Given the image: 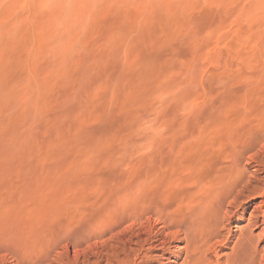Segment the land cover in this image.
Segmentation results:
<instances>
[{
  "label": "rangeland",
  "instance_id": "1",
  "mask_svg": "<svg viewBox=\"0 0 264 264\" xmlns=\"http://www.w3.org/2000/svg\"><path fill=\"white\" fill-rule=\"evenodd\" d=\"M262 90L264 0H0V264H192L195 159Z\"/></svg>",
  "mask_w": 264,
  "mask_h": 264
},
{
  "label": "bare ground",
  "instance_id": "2",
  "mask_svg": "<svg viewBox=\"0 0 264 264\" xmlns=\"http://www.w3.org/2000/svg\"><path fill=\"white\" fill-rule=\"evenodd\" d=\"M259 101L260 104L253 110L245 107L242 110L240 119L232 118L223 125L214 126L211 131V145L208 157L199 155L195 159L194 168L198 173L205 169L208 171L207 186L199 183L194 186L195 190L192 192L193 200L188 203H181V207H179L181 208L182 216L178 224H176V226H179L178 233L184 234V240L187 243V246L181 247V249H186L184 252L187 251L192 264L202 263L205 260V252H208L212 258L211 261L208 259L210 264H264V250L254 244V241L258 240L260 235L264 236L263 90ZM167 192L168 190H166L165 197L162 195L159 205L170 204L169 201L171 202L172 200L170 199L171 194ZM143 206L145 207V205ZM135 207L134 209L137 208ZM235 209H239L241 215L229 221L230 214ZM248 210L249 213L244 230L236 231L235 229H230L228 224L236 223L240 218H246L245 215ZM164 214L166 215L165 212ZM172 217V212L164 217L167 220L165 222L169 226L174 225L175 221H172ZM166 223L165 225H167ZM165 225L164 227H166ZM258 228H261L260 232L254 234ZM188 230H194L197 236L191 245L190 242L192 243V241L188 236ZM237 232L239 233L236 235ZM171 235L169 237L175 240L176 236ZM234 238L236 247L234 244V252L231 251L233 254L230 255L233 258L231 259L230 257V261L229 257H226L229 261L223 262L219 250H222L226 245H230ZM172 239L166 241L169 244L167 247L170 246ZM206 242H208L207 249L202 251L201 248ZM160 244L162 243L160 242ZM259 251L262 252L261 255H259Z\"/></svg>",
  "mask_w": 264,
  "mask_h": 264
}]
</instances>
